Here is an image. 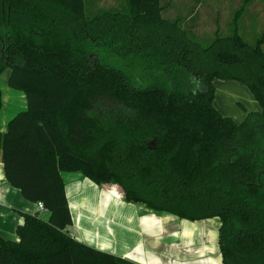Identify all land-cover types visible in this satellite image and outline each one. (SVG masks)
I'll use <instances>...</instances> for the list:
<instances>
[{"label":"trees","instance_id":"obj_1","mask_svg":"<svg viewBox=\"0 0 264 264\" xmlns=\"http://www.w3.org/2000/svg\"><path fill=\"white\" fill-rule=\"evenodd\" d=\"M160 1L88 17L85 0H0V73L9 69L6 85L26 104L0 132V163L10 186L48 212L23 215L17 241L0 238V264H134L67 233L69 172L153 213L218 218L222 264H264V25L254 44L244 40L238 21L252 0H242L228 36L216 31L202 46L180 19L162 17ZM105 44L153 69L133 74L153 83L134 86L89 51ZM213 80L242 84L260 111L238 124L222 116Z\"/></svg>","mask_w":264,"mask_h":264},{"label":"crops","instance_id":"obj_2","mask_svg":"<svg viewBox=\"0 0 264 264\" xmlns=\"http://www.w3.org/2000/svg\"><path fill=\"white\" fill-rule=\"evenodd\" d=\"M212 84L215 88V80ZM16 92L18 95L7 94L5 108L1 92L0 114L17 101L22 102V109L16 114L25 110L24 96ZM61 176L71 216L66 231L74 240L134 264H222L218 218L189 221L170 213H153L143 204L125 202L110 184L96 185L78 172ZM35 213L48 217L37 203L24 200L20 191L10 186L0 163V238L17 241L15 230L23 215Z\"/></svg>","mask_w":264,"mask_h":264},{"label":"rangeland","instance_id":"obj_3","mask_svg":"<svg viewBox=\"0 0 264 264\" xmlns=\"http://www.w3.org/2000/svg\"><path fill=\"white\" fill-rule=\"evenodd\" d=\"M161 5L164 7L161 15L165 20L180 19L179 25L188 34L193 36L202 46L208 45L215 37L216 31L219 36H228V27L233 18L234 12L242 5V0H161ZM118 10L126 11V0H85V15L88 17L96 15L100 11ZM264 25V0H252L245 7L241 18L238 21L239 33L244 40L249 44H254L261 34ZM117 46V45H115ZM114 45L105 44L104 46H90L89 51L98 55L101 63L109 65L112 68L121 70L129 76L134 86H148L153 83L154 78L136 82V74H153V69L141 71L142 66H133L134 59L131 54L124 57L114 50ZM264 51V45L262 46ZM7 62V61H6ZM175 69L174 75H179L182 69L178 66H172L171 70ZM9 74V69H4L0 73V89L2 92L3 107L8 106L7 94L11 96L18 93L10 89L6 85V80ZM191 81L189 89H195L197 86L193 84V77H188ZM159 81L168 85L171 83L167 79L158 77ZM183 79V76H181ZM229 83H233L229 85ZM187 90V89H185ZM7 92V93H6ZM213 107L224 117H228L235 123L243 121L247 112H255L258 105L251 98L250 92L238 84V82H222L215 80V92L213 98ZM22 109V102H15L14 107L9 106L7 110L2 109L0 114V131L4 129L5 123L12 118L18 111ZM111 185V184H110ZM113 188L123 198L121 189L115 185ZM115 192V191H114ZM117 192H115L117 194ZM118 195V194H117ZM46 220L47 214L40 216Z\"/></svg>","mask_w":264,"mask_h":264},{"label":"built area","instance_id":"obj_4","mask_svg":"<svg viewBox=\"0 0 264 264\" xmlns=\"http://www.w3.org/2000/svg\"><path fill=\"white\" fill-rule=\"evenodd\" d=\"M37 205H38V209H39V210H43V206H42V204L38 203Z\"/></svg>","mask_w":264,"mask_h":264}]
</instances>
